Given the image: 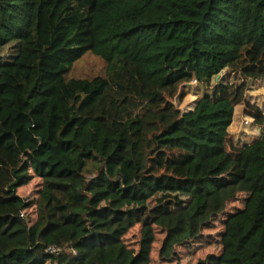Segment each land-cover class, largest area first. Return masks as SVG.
Returning a JSON list of instances; mask_svg holds the SVG:
<instances>
[{"label": "trees", "instance_id": "obj_1", "mask_svg": "<svg viewBox=\"0 0 264 264\" xmlns=\"http://www.w3.org/2000/svg\"><path fill=\"white\" fill-rule=\"evenodd\" d=\"M88 52L105 72L74 75ZM261 78L264 0H0V264H151L156 230L168 259L222 214L199 264H264V134L229 130L240 104L264 127Z\"/></svg>", "mask_w": 264, "mask_h": 264}, {"label": "rangeland", "instance_id": "obj_2", "mask_svg": "<svg viewBox=\"0 0 264 264\" xmlns=\"http://www.w3.org/2000/svg\"><path fill=\"white\" fill-rule=\"evenodd\" d=\"M105 61L93 54L86 53L80 60L77 61L72 73L76 76H95L105 72ZM214 86H207L203 82L193 80L185 83L181 87V91H185V97L176 99V105L182 111L194 109L198 99L206 93L212 92ZM246 98L251 103L258 105L264 112V78L250 79L248 81ZM244 105L240 104L235 109L234 121L229 130L232 134L231 143L233 146H241L250 143L253 140L261 137L264 134V127L257 125L253 118L246 114ZM248 121V122H247ZM96 172L94 166L89 164L86 170L88 177L94 175ZM38 180H35L31 185L21 190L23 195L35 197L38 193ZM246 194H240L236 199L228 204L227 212H233L244 206ZM223 215H219L213 219L208 226H206L199 237L186 242L182 246L175 248L176 254L166 259L159 254L160 246L165 234L160 229L156 230L157 242L155 243L154 252L152 255L151 264H199L203 259L210 255H218L221 252V234L223 231L222 219ZM141 236L140 225H136L125 236V241L130 246L138 247ZM119 247L108 250V255L118 254Z\"/></svg>", "mask_w": 264, "mask_h": 264}, {"label": "built area", "instance_id": "obj_3", "mask_svg": "<svg viewBox=\"0 0 264 264\" xmlns=\"http://www.w3.org/2000/svg\"><path fill=\"white\" fill-rule=\"evenodd\" d=\"M22 216H23V213H22ZM66 249H67L66 246L49 245V246H47L46 251L49 252V253H52V254L59 255V254L63 253ZM72 251L75 252L74 249H72Z\"/></svg>", "mask_w": 264, "mask_h": 264}, {"label": "water", "instance_id": "obj_4", "mask_svg": "<svg viewBox=\"0 0 264 264\" xmlns=\"http://www.w3.org/2000/svg\"><path fill=\"white\" fill-rule=\"evenodd\" d=\"M220 75H218L217 79H219Z\"/></svg>", "mask_w": 264, "mask_h": 264}]
</instances>
